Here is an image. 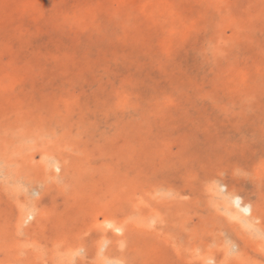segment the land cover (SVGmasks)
Wrapping results in <instances>:
<instances>
[{"label":"rangeland","instance_id":"obj_1","mask_svg":"<svg viewBox=\"0 0 264 264\" xmlns=\"http://www.w3.org/2000/svg\"><path fill=\"white\" fill-rule=\"evenodd\" d=\"M0 264H264V0H0Z\"/></svg>","mask_w":264,"mask_h":264},{"label":"bare ground","instance_id":"obj_2","mask_svg":"<svg viewBox=\"0 0 264 264\" xmlns=\"http://www.w3.org/2000/svg\"><path fill=\"white\" fill-rule=\"evenodd\" d=\"M224 188H225V187H224ZM238 204H239V203H238ZM238 204H237V205H238ZM241 209H242V208H241ZM245 211H246V210H245Z\"/></svg>","mask_w":264,"mask_h":264}]
</instances>
